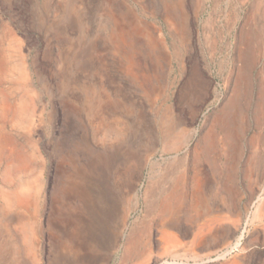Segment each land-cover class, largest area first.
I'll return each instance as SVG.
<instances>
[{
  "label": "rangeland",
  "instance_id": "1",
  "mask_svg": "<svg viewBox=\"0 0 264 264\" xmlns=\"http://www.w3.org/2000/svg\"><path fill=\"white\" fill-rule=\"evenodd\" d=\"M0 264H264V0H0Z\"/></svg>",
  "mask_w": 264,
  "mask_h": 264
},
{
  "label": "crops",
  "instance_id": "2",
  "mask_svg": "<svg viewBox=\"0 0 264 264\" xmlns=\"http://www.w3.org/2000/svg\"><path fill=\"white\" fill-rule=\"evenodd\" d=\"M98 215L100 216V213ZM98 221H100V219Z\"/></svg>",
  "mask_w": 264,
  "mask_h": 264
}]
</instances>
